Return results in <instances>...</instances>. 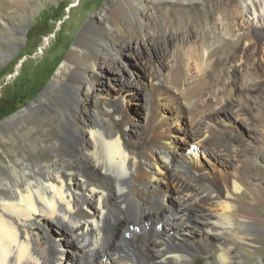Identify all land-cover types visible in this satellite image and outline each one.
Instances as JSON below:
<instances>
[{
	"label": "bare ground",
	"instance_id": "obj_1",
	"mask_svg": "<svg viewBox=\"0 0 264 264\" xmlns=\"http://www.w3.org/2000/svg\"><path fill=\"white\" fill-rule=\"evenodd\" d=\"M181 1L148 0L149 9L167 8L161 14L141 6L137 12L130 0H118L105 21L109 27H98L96 38L89 27L82 32L77 45L86 49L68 54L71 77L85 81L81 87L95 94L98 108L84 112L78 86L70 84L58 95L65 112L51 109L47 122L41 109L57 94L50 84L30 106L4 120L0 264H192L198 253L209 255L210 264L256 262L251 252L261 248L264 234L259 211L264 171L258 167L264 161V124L251 129L250 140L229 118L235 113L248 124L249 116L264 113V46L250 34L264 30V13L257 25L243 16L240 24L235 20L242 11L232 0H211L204 21L189 22L183 12L174 21L168 10ZM6 8L9 19L0 8V39L17 42L7 23L26 15L19 14L21 7ZM137 31L160 40L154 49L145 47L143 78L134 73L118 78L114 93L91 89L88 73L101 66L99 55L112 60L111 53L121 57L120 49L130 43L143 46ZM123 35L131 39L115 41ZM7 56L0 44V61ZM138 92L144 110L134 120L139 110L128 109L133 114L128 115L125 104ZM32 113H38L36 124H22ZM48 128L53 134L42 139ZM97 130L105 140L119 137L127 175L106 163L103 172L93 165L105 153L100 136L90 139ZM30 146L36 148L34 160ZM146 218L153 227L142 226ZM86 256L90 261L83 262Z\"/></svg>",
	"mask_w": 264,
	"mask_h": 264
},
{
	"label": "rangeland",
	"instance_id": "obj_2",
	"mask_svg": "<svg viewBox=\"0 0 264 264\" xmlns=\"http://www.w3.org/2000/svg\"><path fill=\"white\" fill-rule=\"evenodd\" d=\"M117 1L118 0H31L32 5L26 4L25 6H19L11 0H0V8L2 11H7L2 14L5 19H9V9L6 8L7 6L14 9H20L21 7L19 14L24 11L23 13L26 15L23 21L15 18L16 20H12L13 23L12 21L7 23V27L12 30V34L17 38V42L8 41L9 38H6V40L0 39L2 48L8 52V56L0 61V112L12 110L10 114L0 115V132L7 133V128L3 124L4 120L12 117L18 111L25 109L26 105L39 93L40 90L45 88L47 84H52L54 90L57 91V94L54 95L52 99L50 98L48 100L47 107L41 109V111H43V119L45 118L49 123L52 121L49 119L51 109L65 112L63 107L64 102L58 98V95H63L70 84L78 86V97L83 101L82 106L84 112L99 107V100L98 98L96 99L95 94L92 92L85 93L83 91L81 85L85 83V81L77 82L72 79V63L68 58V54L72 49L78 48V52L86 49L77 45L78 38L83 31H86V28L89 27L88 34L91 35L92 38H96L99 30L98 27L102 25L109 27L105 21L108 17V13L111 12ZM130 2L134 3L137 12H141V7H144L147 12L156 11L155 9L148 8V0H140V5H137V0H130ZM192 2L194 4H192ZM232 3L238 5L242 11L240 14L238 13L237 19L235 20L236 23H243L245 20L253 25H257L260 23V19L264 21V16L260 19L258 17L260 12L264 13V0H232ZM253 3H255V5ZM212 5L213 3L211 0H182L179 4L172 6L168 12H172V19L174 21L177 19L176 12H183V16L187 21L200 23L205 20L208 14L211 15ZM166 11L167 8L164 7L156 12L162 14ZM242 16L244 17L243 21ZM241 31H243V29ZM250 31L252 42L264 46V30H262V33L257 32V30H255L256 32L254 30ZM0 32H2L1 28ZM137 32L138 35L140 33L138 37L140 38L142 36L140 39L144 40L143 46L135 48L132 45L134 43H130L129 48L122 47L120 49L121 57H118V55L114 56V54L111 53L114 57L112 60L109 58V55H99L101 66L93 72L88 73V79L93 83L91 89L101 87L102 91H110V93H114L119 87L118 78L122 77L130 79L132 76L134 77L132 73L136 75L139 74L137 77L140 79L143 78V70H141L140 65L141 63H148L147 50L145 47L148 49H154L156 45V47L159 46L160 40L156 39L155 36L151 34H145L144 31ZM133 38L136 41V38ZM130 39L131 38L128 36L123 35L120 38L115 39V41H129ZM219 49L220 48H217L215 53H218ZM112 68H117V72L112 73L109 71ZM111 73L115 75H112ZM73 81L77 83H72ZM52 93L53 92L50 91L49 95ZM140 94L141 93L138 92V94H135L136 96H129L126 99L125 108L128 115H133L130 113V110L132 113L139 110L138 113L132 116V118L136 116V118H133L134 120H140L141 114L144 110V100L142 94ZM30 115L31 117L25 119V121L23 120L24 122L22 121V124H36V121L39 120L38 113H32ZM230 116L231 117L228 118L232 121L235 130L245 139L248 137V139L253 140L254 138L249 137L251 133H254L251 129H257L259 124L260 127L264 124V113L257 115V118L249 116L248 119L250 120H246L248 124L244 123V118L241 116L238 117L235 113H232V115L230 113ZM259 118L261 119L259 120ZM180 127L181 125L179 128ZM179 128L176 126V131H179ZM52 134V130L48 128L42 139H48ZM16 137V141L21 140L20 134H16ZM216 140L217 142H220L221 139L218 138ZM251 145L252 141L249 144H246V146ZM40 147H43L42 155L46 156V154H48L46 146L40 143ZM2 148L3 146L0 145V154L3 155ZM36 156V148L30 146L28 150L29 159L34 160ZM259 165V169L264 171V161ZM260 170L258 172H260ZM261 179L262 182L260 183V187L264 189V177ZM259 211L264 216V204L259 208ZM153 224H155V222H151L146 218L143 221L142 226L153 227ZM162 233H164L163 229L160 231V234ZM262 237L261 248L257 252H251L256 264H264V234ZM58 249H61V247ZM76 258V262H78L79 258ZM210 260L209 255L198 253L195 255L192 264H210ZM82 261H90V257L86 256V259ZM244 264H252V262Z\"/></svg>",
	"mask_w": 264,
	"mask_h": 264
},
{
	"label": "clouds",
	"instance_id": "obj_3",
	"mask_svg": "<svg viewBox=\"0 0 264 264\" xmlns=\"http://www.w3.org/2000/svg\"><path fill=\"white\" fill-rule=\"evenodd\" d=\"M92 136H100V138L104 140L105 145L104 160L94 158L93 165L103 172L104 168L102 167V165L106 163L109 166L118 169L120 172L124 173V175H127V172L125 170L127 156L122 150V142L120 141L119 137L117 136L112 139L105 140L102 132L98 130L91 132L90 139ZM113 145H115L116 147L114 148ZM68 211H72L71 207H69ZM65 219L67 220L68 217L66 216ZM175 258L177 262H179V254H177ZM2 264H7V261L2 262Z\"/></svg>",
	"mask_w": 264,
	"mask_h": 264
},
{
	"label": "water",
	"instance_id": "obj_4",
	"mask_svg": "<svg viewBox=\"0 0 264 264\" xmlns=\"http://www.w3.org/2000/svg\"><path fill=\"white\" fill-rule=\"evenodd\" d=\"M48 86H49V84H47L45 88H43L42 90H40L39 93L26 105V107L30 106V104L33 101H35L40 95H42L46 91V89H47Z\"/></svg>",
	"mask_w": 264,
	"mask_h": 264
},
{
	"label": "trees",
	"instance_id": "obj_5",
	"mask_svg": "<svg viewBox=\"0 0 264 264\" xmlns=\"http://www.w3.org/2000/svg\"><path fill=\"white\" fill-rule=\"evenodd\" d=\"M1 99V98H0ZM12 110L6 111V112H0V115H7L10 114Z\"/></svg>",
	"mask_w": 264,
	"mask_h": 264
}]
</instances>
